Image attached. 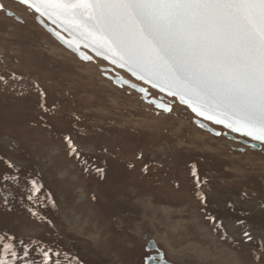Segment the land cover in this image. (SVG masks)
Segmentation results:
<instances>
[{
    "label": "rangeland",
    "instance_id": "374dc122",
    "mask_svg": "<svg viewBox=\"0 0 264 264\" xmlns=\"http://www.w3.org/2000/svg\"><path fill=\"white\" fill-rule=\"evenodd\" d=\"M0 2L21 19L0 12V158L18 165L22 177L20 186L0 180L12 193L11 211L0 203V234L14 236L18 250L20 240L28 243L36 261L39 247H50L61 264H145L157 253L147 251L151 240L171 264H264V147L211 135L177 102L170 113L144 104L104 76L103 61L82 62L27 8ZM66 136L87 171L69 154ZM10 171L0 160V175ZM23 177L38 178L55 207L30 205ZM28 206L45 219L32 218ZM218 222L226 227L215 229ZM192 242L210 249L209 261L196 257Z\"/></svg>",
    "mask_w": 264,
    "mask_h": 264
},
{
    "label": "snow or ice",
    "instance_id": "6c2138e0",
    "mask_svg": "<svg viewBox=\"0 0 264 264\" xmlns=\"http://www.w3.org/2000/svg\"><path fill=\"white\" fill-rule=\"evenodd\" d=\"M18 3L26 6L37 21L81 59H93L80 51L82 45L125 69L137 81L174 98L196 117L264 145V0H18ZM4 8L0 4V11ZM45 21L56 27H48ZM3 80L0 75V81ZM120 80L145 97L149 95L148 88L123 77ZM40 95L43 97L45 93L41 91ZM148 102L166 112L172 111L169 104ZM40 107L47 111L43 102ZM200 127L206 125L200 123ZM229 132L215 131L214 135L226 136ZM65 140L69 154L80 159L87 171L88 161L83 159L80 149L71 137L66 136ZM0 160L11 170L0 175V180L20 186L19 166L11 160ZM96 172L103 178L104 169L97 168ZM192 175L199 187L195 166ZM23 180L21 195L30 205L46 201L55 207L38 178L23 177ZM197 195L204 200L202 193ZM11 196V192L0 189V203L7 211L12 210ZM27 210L32 218L45 219L34 207L28 206ZM207 219L216 220L211 215ZM245 223L236 221L237 226H242L243 238L253 241L255 237ZM221 227L226 225L214 224L215 229ZM260 239V248L264 249V236ZM15 240L14 236L0 234V264H61L60 252L41 246L38 249L41 259L36 261L30 258V245L20 240L23 247L18 250ZM261 258L255 257L257 261ZM151 259L148 257L146 264ZM74 260L81 264L77 258Z\"/></svg>",
    "mask_w": 264,
    "mask_h": 264
},
{
    "label": "water",
    "instance_id": "95a60500",
    "mask_svg": "<svg viewBox=\"0 0 264 264\" xmlns=\"http://www.w3.org/2000/svg\"><path fill=\"white\" fill-rule=\"evenodd\" d=\"M13 1H15V2L18 3V0H13ZM0 4H2V3L0 2ZM22 6H23V5H22ZM24 7L27 8L26 6H24ZM28 11L31 12L30 10H28ZM0 12H4L5 15H6L7 17L14 18L16 21L21 22V19H20V18H18V17L15 16L11 11H9V10H7V9H5V8H4L3 11H0ZM9 13H12V15H9ZM31 13H32V12H31ZM36 22H37V24H38L41 28H43L44 31H45L46 33H48V34H49V35H50V36H51L56 42H58L61 46H63L64 48H66L67 50H69L70 52H72L73 54H75L76 57H77L79 60L84 61V62H90V61H88V60H83V59H81V58H80V55H79L77 52H74L71 48L67 47V46H66L65 44H63L59 39H57V38H56L51 32H49V31H48V28H46V27L44 26V24H41V23H40L39 21H37V20H36ZM45 23L48 24V27H52V28H55V27H56L55 25L51 24L49 21H45ZM57 30L59 31V29H57ZM62 35L67 36V33H62ZM80 51L86 53V54L89 55V56H92L93 59H92L91 61H94V59L97 58V59L103 61L105 64H107L106 67H102V68H100V70H102V71L104 72V76H105L107 79H109L110 81H112L113 85L116 86V87H118V88L127 87V88H130V89L134 90L135 92H137V93L141 96V99H142V101H143L144 104L152 105L156 110L163 111V112H165V113H170V112H166V111H164L162 108L157 107L156 104H150L148 101H149V100H156L157 103H159V104H169V105L171 106V108H173L174 104L177 102V101H170V100H168V99H174V98H172V97L166 95L165 93H160L157 89H153V88H151L150 85H146V84H144L142 81H137V80L135 79V77H132V76L130 75V73L126 72L125 69L119 68V67H117V66L111 64L109 61L103 60L101 57L96 56V55H95V52L92 51L90 48H84V47L81 45V46H80ZM115 69L121 70L122 72H124L125 74H127V75H128L129 77H131L135 82H137L136 84H137L138 86H140V87H144V86H141V85L139 84V83H142L143 85H145L146 88H148V89L150 88V89H153V90H155L156 92H158V93L160 94V96H159L158 98H150V93H149V95H148L147 97H145L143 93H140V92L137 91L136 89L131 88V87H130L129 85H127V84H123V82L120 80V77H117V76H116V75H117V73H116L117 71H116ZM115 71H116V72H115ZM109 73H113V74H115V77H111ZM123 78H124V77H123ZM124 79H125V80H128V79H126V78H124ZM129 82H130V83H134V82H132V81H130V80H129ZM177 103H178V102H177ZM178 104H179V103H178ZM179 105H181V104H179ZM181 106H183L187 111H189L190 113H192V111H191L190 109H188L185 105H181ZM192 114H193L194 117H195V118L193 119V122L195 123V125H196L197 127H199L200 129L209 132V133H210L211 135H213V136H216V135H214V132H215V131L222 132V131H220V130L215 129L214 127L222 128V129L224 130L223 132H229V130L224 129V128H223L222 126H220V125L212 124L210 121L204 120L203 118H198V117L195 116L194 113H192ZM197 120H199L200 123L205 124L206 127H205V128L200 127V123H197ZM208 128L213 129V131H208V130H207ZM222 136H224V135H222ZM217 137H221V136H217ZM224 137L227 138V139H229V140H231V141L239 142V143L243 144L244 146H247V147H250V148H253V147H252V144H253V143H256V147L253 148V149H255V150H261V149L264 147V145L259 144L258 142H254V141L251 140V138L241 136V135H239L238 133H231V132H229V134L226 135V136H224ZM236 137H239V138H236ZM147 251H148V252H152V251H156V252H157L156 254H154V255L152 256L153 259L147 261V264H171V263H169L168 261H166V260L164 259V252H163L160 248H158V246L156 245V243H155L153 240H151V241L149 242V244H148V248H147ZM146 259H147V258H146ZM146 259H145V264H146Z\"/></svg>",
    "mask_w": 264,
    "mask_h": 264
},
{
    "label": "bare ground",
    "instance_id": "6f19581e",
    "mask_svg": "<svg viewBox=\"0 0 264 264\" xmlns=\"http://www.w3.org/2000/svg\"><path fill=\"white\" fill-rule=\"evenodd\" d=\"M96 59H94V61H95ZM82 62H84V61H82ZM90 62H92V61H90ZM116 71V73H117V77H126V79L128 78L130 81H132V82H134V83H137V82H135L131 77H129L127 74H125L124 72H122L121 70H118V69H115ZM122 73L124 74V75H122ZM140 85H142V86H145V85H143L142 83H139ZM151 97H153V96H151ZM97 186V185H96ZM96 193V192H95ZM221 199V198H220ZM232 202V201H231ZM135 207V206H134ZM235 226V225H234ZM233 228V227H232ZM221 232V231H220ZM236 236V235H235ZM168 243V242H167ZM170 243V242H169ZM192 243H195V242H192ZM196 243H198V242H196ZM194 244V249H195V252H196V257H199L200 258V260H202V259H204V260H206V259H208L211 255H210V249L209 248H206V247H202L201 245H199V244ZM192 245V244H191ZM190 247V246H189ZM169 249V251H170V248H168ZM176 250V249H175ZM192 251V250H191ZM176 255V254H175ZM213 257V256H212ZM207 261V260H206ZM208 261H209V259H208ZM201 262V261H200Z\"/></svg>",
    "mask_w": 264,
    "mask_h": 264
},
{
    "label": "flooded vegetation",
    "instance_id": "af4514ba",
    "mask_svg": "<svg viewBox=\"0 0 264 264\" xmlns=\"http://www.w3.org/2000/svg\"><path fill=\"white\" fill-rule=\"evenodd\" d=\"M28 10V9H27ZM150 92H151V94H153V93H157V92H155L154 90H149ZM159 94V93H158ZM158 94H156V95H158ZM155 95V96H156ZM160 95V94H159ZM159 97V96H158ZM157 97V98H158ZM154 254H156V253H152V254H150V256L149 257H152ZM148 258V257H147ZM146 259V258H145Z\"/></svg>",
    "mask_w": 264,
    "mask_h": 264
},
{
    "label": "crops",
    "instance_id": "0c3cea01",
    "mask_svg": "<svg viewBox=\"0 0 264 264\" xmlns=\"http://www.w3.org/2000/svg\"><path fill=\"white\" fill-rule=\"evenodd\" d=\"M167 250H169V249H167ZM172 254V253H171Z\"/></svg>",
    "mask_w": 264,
    "mask_h": 264
},
{
    "label": "built area",
    "instance_id": "2783aa9c",
    "mask_svg": "<svg viewBox=\"0 0 264 264\" xmlns=\"http://www.w3.org/2000/svg\"><path fill=\"white\" fill-rule=\"evenodd\" d=\"M126 78V77H125ZM128 79V78H127Z\"/></svg>",
    "mask_w": 264,
    "mask_h": 264
}]
</instances>
